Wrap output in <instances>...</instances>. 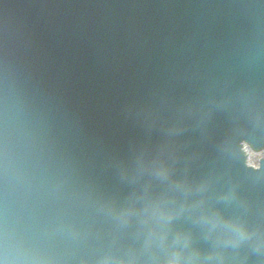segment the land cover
<instances>
[{"label":"water","instance_id":"water-1","mask_svg":"<svg viewBox=\"0 0 264 264\" xmlns=\"http://www.w3.org/2000/svg\"><path fill=\"white\" fill-rule=\"evenodd\" d=\"M0 264H264V0H0Z\"/></svg>","mask_w":264,"mask_h":264}]
</instances>
